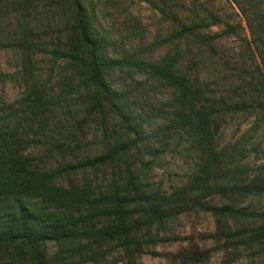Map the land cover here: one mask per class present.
I'll list each match as a JSON object with an SVG mask.
<instances>
[{"label":"trees","instance_id":"1","mask_svg":"<svg viewBox=\"0 0 264 264\" xmlns=\"http://www.w3.org/2000/svg\"><path fill=\"white\" fill-rule=\"evenodd\" d=\"M8 1L23 12L34 0ZM147 1L165 13L164 6ZM233 2L255 16L249 20L253 39L247 44L251 49V43L255 45L260 56L263 87H250L259 101L264 96V0ZM56 6L61 17L53 46L35 40L38 33L25 17L19 24L21 34L0 41V50L21 51L24 83L18 100L0 96V264H110L112 246L139 264L148 239H167H144V234L195 208L216 216L229 245L264 252V206L208 201L217 195H264V162L250 176L237 144L218 145L222 118L247 108V100L219 98L199 72L200 49L214 50L221 36L211 27L224 25L229 36L239 35L242 24L214 12L186 21L172 10L169 17L176 25L164 39L174 46L156 56L145 47L115 48L116 40L105 33L100 20L98 1L56 0ZM184 43L194 49L189 46L187 52ZM38 51L67 64L57 82L61 90L52 92L36 71ZM124 72L146 74L169 89L161 106L153 107L162 115L163 126L147 128L149 117L134 108L131 91L118 80ZM73 97L78 113L69 103ZM95 121L104 130L102 150L79 155ZM110 121L118 122L121 134L111 135ZM173 140L186 141L196 162L182 184L155 190L145 170L160 161ZM32 146L57 153L58 164L44 166L42 155L30 151Z\"/></svg>","mask_w":264,"mask_h":264},{"label":"rangeland","instance_id":"2","mask_svg":"<svg viewBox=\"0 0 264 264\" xmlns=\"http://www.w3.org/2000/svg\"><path fill=\"white\" fill-rule=\"evenodd\" d=\"M96 1L99 4L98 11L105 26V33L114 37L117 43L115 48L119 51L145 47L149 54L159 56L164 53L173 45L164 39L171 34L176 25L169 17L172 10L186 21L197 19L198 14L209 16V12H214L231 23L242 24L243 28L239 29V35L229 36L223 31L224 25L211 27L221 36L216 40L214 50L207 47L200 49L199 72L203 80L209 84L210 90L219 98H225L230 102L247 100V108L229 111L222 118L218 145L223 147L237 144L241 151L239 153L241 162L251 170L250 176H254L258 172L257 166L264 162V96L261 95L259 101H256L250 89L253 83L263 87L262 73L258 67L259 52L255 45L251 43V49L247 44V41L253 39L248 26L249 20L255 17L253 13L248 11L245 14L233 0H166L167 5H164L162 0H155L166 8L165 13L147 0ZM8 2L0 0V41L7 42L21 34L19 24L25 17L38 33L35 40L53 46L61 17L57 12L56 0H34L28 6H20L24 8L23 12L18 8V4ZM41 31L47 32V35ZM153 43H156L155 47L152 46ZM189 46L193 48L192 43L183 44L187 52ZM187 56L185 59L189 58L190 54ZM53 58L51 53L38 51L35 54L38 67L36 71L46 79L51 91L56 92L61 90L57 82L68 69L64 61L58 60L55 63ZM21 70V51L15 47L2 48L0 96L9 102L18 100L23 94ZM118 80L124 88L131 91L130 102L135 105L134 108L149 117L147 128L156 130L163 126L162 115H156L153 107L161 106L170 93L169 89L140 72L121 73ZM69 103L72 110L78 113V101L75 97L70 99ZM66 114L70 116L69 111ZM109 128L112 136L122 133L117 121H110ZM53 132H57L56 127ZM86 133L87 139H84L79 155L100 152L104 137L100 121H95L88 127ZM30 151L42 155L44 166L58 164L57 153L47 152L41 146H32ZM195 162V153L188 149V143L184 141L181 144L173 140L160 161L145 170V178L153 189L167 191L189 178ZM231 200L243 204L251 202L258 207L264 206V195H252L247 198L217 195L208 198L210 203L220 205ZM149 236L167 239L156 242L148 239L149 241L144 244L145 252L139 259V264H264V252L259 247L243 245L235 248L229 245L216 216L211 211L200 208L181 213L164 228L152 229L144 234V239ZM108 260L110 264H133L123 250L113 246Z\"/></svg>","mask_w":264,"mask_h":264}]
</instances>
